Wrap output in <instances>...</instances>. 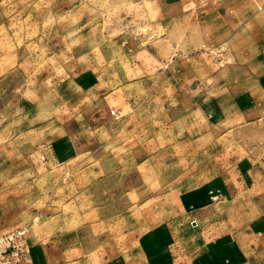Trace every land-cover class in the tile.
I'll list each match as a JSON object with an SVG mask.
<instances>
[{"label": "rangeland", "instance_id": "obj_1", "mask_svg": "<svg viewBox=\"0 0 264 264\" xmlns=\"http://www.w3.org/2000/svg\"><path fill=\"white\" fill-rule=\"evenodd\" d=\"M179 14L191 17L162 18ZM262 59L264 0H0V232L95 221L88 181L57 187L21 164L39 157L36 129L48 124L82 149L88 165L70 174L100 166L113 192L137 199L143 230L189 171L205 182L250 168L264 212ZM71 77L81 93L61 102L53 84Z\"/></svg>", "mask_w": 264, "mask_h": 264}, {"label": "crops", "instance_id": "obj_2", "mask_svg": "<svg viewBox=\"0 0 264 264\" xmlns=\"http://www.w3.org/2000/svg\"><path fill=\"white\" fill-rule=\"evenodd\" d=\"M187 17L191 16L162 18L176 22L187 21ZM253 66L259 71L253 84L264 94V59L253 62ZM53 87L61 102L74 100V95L81 93L74 77L56 79ZM240 96L246 97L243 93ZM202 99L215 102L216 112L221 110L218 99ZM205 109L214 112L207 105ZM221 116L228 117L227 122L231 120L233 125L240 123L234 119L235 112ZM58 130L53 124L38 126L39 145L35 150L40 151L36 152L39 157L30 156L21 164L44 170L45 181L57 187H67L71 181H88V211L95 215V221L86 228L71 227L55 233L29 228L25 239L33 264H264L262 249H257L264 246L263 215L260 217L264 212L256 205L255 185L250 184L255 178L250 168L205 182L192 171L174 177L160 197V221L143 230L136 196L135 201L130 200L121 187L118 194L113 192V179H104L100 166L94 165L97 172L88 175L87 180L74 177L75 168L88 163L80 158L79 143L67 142ZM119 179L115 175V181ZM84 187L79 186L78 192ZM261 218L262 224H256ZM56 223L58 226L60 221Z\"/></svg>", "mask_w": 264, "mask_h": 264}, {"label": "built area", "instance_id": "obj_3", "mask_svg": "<svg viewBox=\"0 0 264 264\" xmlns=\"http://www.w3.org/2000/svg\"><path fill=\"white\" fill-rule=\"evenodd\" d=\"M28 231V228H20L0 232V264H33L30 248L25 239Z\"/></svg>", "mask_w": 264, "mask_h": 264}]
</instances>
